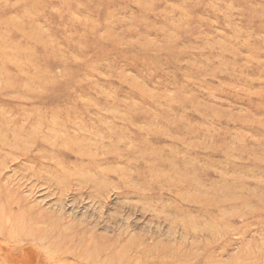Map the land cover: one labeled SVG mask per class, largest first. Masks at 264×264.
<instances>
[{
	"label": "rangeland",
	"instance_id": "rangeland-1",
	"mask_svg": "<svg viewBox=\"0 0 264 264\" xmlns=\"http://www.w3.org/2000/svg\"><path fill=\"white\" fill-rule=\"evenodd\" d=\"M0 264H264V0H0Z\"/></svg>",
	"mask_w": 264,
	"mask_h": 264
}]
</instances>
